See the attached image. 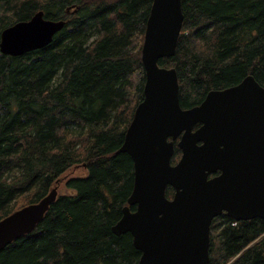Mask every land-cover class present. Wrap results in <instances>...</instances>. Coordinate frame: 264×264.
<instances>
[{"label":"trees","instance_id":"obj_1","mask_svg":"<svg viewBox=\"0 0 264 264\" xmlns=\"http://www.w3.org/2000/svg\"><path fill=\"white\" fill-rule=\"evenodd\" d=\"M151 3L0 0V32L38 10L65 20L47 46L0 53V219L46 196L69 167L86 170L64 181L71 193L0 251V264H138L131 235L112 226L133 186L132 160L118 149L143 98ZM181 7L175 53L158 63L175 67L182 108L248 74L264 88V0H181ZM179 155L175 147L173 161ZM209 264H264V219L214 218Z\"/></svg>","mask_w":264,"mask_h":264},{"label":"water","instance_id":"obj_2","mask_svg":"<svg viewBox=\"0 0 264 264\" xmlns=\"http://www.w3.org/2000/svg\"><path fill=\"white\" fill-rule=\"evenodd\" d=\"M182 22L181 0H152L141 47L143 98L118 149L132 160L133 186L112 231L131 235L138 264H209L214 217L264 219V88L248 74L182 108L175 67L158 64L174 55ZM64 25L38 10L0 32V53L45 47ZM176 140L181 156L172 164ZM57 193L54 187L0 219V251L35 230Z\"/></svg>","mask_w":264,"mask_h":264},{"label":"rangeland","instance_id":"obj_3","mask_svg":"<svg viewBox=\"0 0 264 264\" xmlns=\"http://www.w3.org/2000/svg\"><path fill=\"white\" fill-rule=\"evenodd\" d=\"M86 174V170L81 165H73L69 167L59 179V181L56 183L58 194H68L71 193V190L67 189L64 185V181L68 177H74V176H83Z\"/></svg>","mask_w":264,"mask_h":264},{"label":"bare ground","instance_id":"obj_4","mask_svg":"<svg viewBox=\"0 0 264 264\" xmlns=\"http://www.w3.org/2000/svg\"><path fill=\"white\" fill-rule=\"evenodd\" d=\"M72 29V28H71ZM1 112V111H0ZM3 115V114H2ZM32 203V202H31ZM7 214V213H6ZM38 228V227H37Z\"/></svg>","mask_w":264,"mask_h":264}]
</instances>
